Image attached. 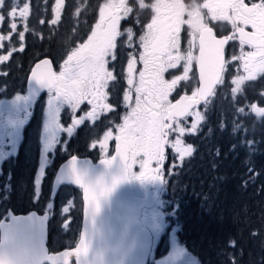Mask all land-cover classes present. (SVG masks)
<instances>
[{
  "label": "snow or ice",
  "instance_id": "6c2138e0",
  "mask_svg": "<svg viewBox=\"0 0 264 264\" xmlns=\"http://www.w3.org/2000/svg\"><path fill=\"white\" fill-rule=\"evenodd\" d=\"M64 0H56V19L60 16ZM5 7V0H0V8ZM147 12L150 19L143 26V34L139 36V61L143 67L136 68L137 58L128 60L127 84L129 91L125 101L129 111L123 117V123L117 125L115 135L116 154L106 157L102 163L111 166L119 158L122 168L119 175L107 182L103 177L95 181L86 179L76 167V157L72 158L70 177L84 190L85 211L92 220V233L81 237L79 243L70 251L58 255L42 257L51 264H69L70 258L75 257L76 264H100L102 253L92 247L95 216L100 211L101 201L108 197L115 186L124 179L135 176L138 179H160L159 166L165 160V146L170 145L180 159L192 154L191 144L185 145L180 138L186 132L195 134L197 125L204 117L194 112L195 107L214 92L215 86L223 83L224 73L230 61L225 58V46L229 41H238L241 46L240 54L233 55L231 62H237L243 71L233 83V92L240 89L245 81L255 80L257 74L264 75V0L258 3H245V0H104L98 6V20L91 30L87 40L72 48L67 54L59 72L53 70L49 60L38 63L32 71V80L42 87L54 90L57 97L71 103L74 109L81 104L91 106L85 115L73 121L74 125L84 123L86 119L95 120L100 112L111 111L106 102L108 93L105 89L108 82L114 80L109 71V61L116 60L118 38L127 35L129 41L134 38L131 29L120 31L121 20L129 18L134 13ZM7 16L26 19L29 16V4L17 11L11 7ZM5 15H0V22ZM215 21L231 26V34L218 36L210 24ZM17 23L10 25L11 30L17 29ZM251 31H248V28ZM186 29L189 33L187 47L181 48V32ZM11 34V33H10ZM22 41L25 32L18 33ZM6 39L0 36V42ZM245 46L251 50L244 51ZM0 43V48H3ZM21 45L19 51H23ZM0 55V62L8 61L13 54ZM183 66V75L171 80L165 78L169 69ZM199 71V84L191 95H180L174 102L169 97L176 90L180 81L188 80L193 66ZM138 71V75H137ZM134 94V102H133ZM19 99V97H18ZM243 113L244 109H240ZM251 112L264 116V107L251 105ZM195 115L190 128L182 126L181 121ZM235 130V129H234ZM72 131V127H68ZM177 133L176 139L170 140V134ZM113 138L111 130L105 133L101 147L106 148V141ZM155 162L156 168H152ZM138 164L140 171L134 172L133 165ZM39 183V181H37ZM65 213L69 208H64ZM95 252L97 260L89 259V253ZM0 264H13L0 256Z\"/></svg>",
  "mask_w": 264,
  "mask_h": 264
},
{
  "label": "trees",
  "instance_id": "16d2710c",
  "mask_svg": "<svg viewBox=\"0 0 264 264\" xmlns=\"http://www.w3.org/2000/svg\"><path fill=\"white\" fill-rule=\"evenodd\" d=\"M53 1L29 0L26 33L30 36L24 50L13 54L9 63L7 71L14 72V77L5 78L10 88L20 83L16 92H22L25 73L35 57H49L60 64L72 48L87 40L102 2L64 0L60 20L52 24ZM149 19L147 12L134 13L126 25L139 29ZM226 80L217 87L209 108L204 106V120L196 133L186 137L192 154L168 179L166 215L155 223L161 240L150 264L161 262L164 241L166 249L185 252L189 264H264V116L248 110L252 104L264 107V75L244 82L237 93L225 85ZM29 143L32 147L26 152L35 161L32 136ZM51 170L46 172L45 194ZM34 171L12 179L22 180L21 198L33 189ZM74 193L69 190L70 198Z\"/></svg>",
  "mask_w": 264,
  "mask_h": 264
},
{
  "label": "flooded vegetation",
  "instance_id": "af4514ba",
  "mask_svg": "<svg viewBox=\"0 0 264 264\" xmlns=\"http://www.w3.org/2000/svg\"><path fill=\"white\" fill-rule=\"evenodd\" d=\"M185 2H188V0H185ZM204 0H202V3ZM258 3L259 0H245V3ZM222 25L221 23H217L213 21L210 26L214 27V32L218 36L228 35L232 30L228 32H220L216 26ZM227 26V24H226ZM131 29L134 33L137 31V28L134 26H120V31L125 32L126 28ZM251 28H248V31ZM143 34V29H142ZM185 35V29H182L181 36ZM138 37H134L132 41H127V35L122 36V38H118L117 41V49H116V60L109 61V71L112 72L113 76H117L116 84L120 83L122 81L123 88L120 89V91H113L112 84L113 81H109L108 87L105 89V91L108 93V99L107 103L111 106V111L107 112H100L98 114V118L95 120L86 119L84 123L80 125H75L76 128L74 130V137H79L77 140L79 146L78 149H82V143L84 140L91 139L93 137H97L100 133H102L104 130L108 129L111 130V127L115 129V125L122 124L123 123V117L127 113L122 109L124 106H127V101H125L124 97L125 94H123L124 86H125V78H121L120 75H128L127 73V65L128 60L135 56L137 58L136 68L137 70L141 69L143 67L142 63L139 61V54L142 51V49L139 47V41L137 42ZM184 46H187L188 41L185 42ZM232 43V41H231ZM229 47V46H228ZM227 47V48H228ZM227 50L225 51L226 56ZM42 57H35L33 63L29 66V69L33 66V64ZM66 59V58H65ZM64 59V60H65ZM64 60L61 61L59 65L53 64L54 71L58 72V68L63 65ZM29 71V70H28ZM180 70L179 69H172L169 70L168 73H166L167 76L170 74L176 75ZM28 75V72L26 76ZM138 75V71H137ZM189 82L187 83V86L183 89H179L176 87V90L172 93V95L169 97L170 99L174 100L178 99L180 95H190L191 89L194 85V83L197 80V72H196V66H193L192 71L189 73ZM193 78V79H192ZM191 79V80H190ZM25 86V83H24ZM3 83H0V102H4L3 98ZM24 91V90H23ZM54 90H47L44 93H42L40 96H30L26 95V99L23 98V100H26L27 102H31L29 107L26 109L28 114H39L43 115V117L40 119L38 123L36 121H33L30 126H27L28 124H25L22 128L18 127V121L19 117L21 116V110L19 108V102H10L8 104L3 105L0 103V182H3L2 185L0 183V221L1 220H7L9 213H12L13 215L17 214H26L30 211H36L37 213H45L47 212L49 214V219L47 223V249L49 253H57L62 250H72L75 246V244L78 241L79 233H80V227H81V219H82V203L81 199L79 198L78 203L75 205L76 209L75 211H71L69 209L68 213H65L63 211L64 208H68L69 204H63V199L59 201V199H56V197L59 198V193L61 190H63V193L68 188H74L76 192L79 193V190L71 185H60L56 196L53 200H51V190H52V181H53V175L57 171L58 166L69 157L71 156H84V154H76V153H70V154H55L53 158L51 159V166L47 164L44 166L42 163L44 153L47 151V145L42 146V137L45 138L47 135V132L52 128L53 122L51 119L52 113L54 111H57V116L55 119V132L59 130V128H63V126L68 127L70 126L67 122V120L60 119L58 117L62 116L66 113L68 116L69 107L64 105H71L70 102L66 101V103L60 104L59 106H55L52 102V98H49L47 103L44 102L43 99L47 97L49 93H53ZM117 93V94H116ZM117 95V96H115ZM134 96V94H133ZM63 99V98H62ZM117 99H124L122 102V108L120 109V106L118 108L116 105ZM10 101V100H8ZM134 101V99H133ZM205 104H203L200 108H202ZM77 112L76 114L80 117L85 115L86 112L91 110V106L85 104H81L78 108L75 109ZM73 110V111H75ZM25 112V110H23ZM25 115V114H24ZM114 117V118H113ZM92 122V126L95 127L94 130L90 131L88 134L85 133L86 124L89 125V123ZM117 131V130H116ZM118 134V132H117ZM73 135L70 137V139L73 137ZM31 136L34 139V142H36V150L37 155L35 161H32L28 158L27 150L29 147H32V144L29 143L31 141ZM57 136H60L64 139H67V133H61ZM115 144V140H114ZM114 144L112 142V150H110V153L107 154L106 157H109L113 152ZM168 149V148H167ZM167 149L165 154V161H166V155H167ZM48 156L51 158V155L49 152H47ZM48 156L46 158L48 159ZM104 158V157H102ZM92 160H98L100 158L94 159L91 156ZM58 163V164H57ZM164 167V166H163ZM34 181H33V189L29 192H25L22 196H17V189L19 187V181L12 182V179L14 180V176L17 175L19 178H22V174H28L31 170H34ZM49 169H53L50 172L53 173L51 177V183L48 193H43V186L46 179V172ZM43 174L44 178L41 180V184L37 183V177L36 175ZM9 175L11 177L12 187L13 191L9 193V195H4V189L3 184L5 179H9L7 176ZM163 177V176H162ZM164 179V177H163ZM148 179H140L138 183L136 184V187H138L141 183L147 181ZM158 181V179H155L154 184ZM150 180L147 181V183L144 184V187L146 186V189L148 190L149 187L152 186V184H149ZM165 182V179H164ZM153 184V185H154ZM15 185V187H14ZM45 195L46 197L42 199V195ZM36 198L39 201V206H42L41 212H38V209L36 207ZM72 198H70V206H73V202L71 201ZM55 201L56 205L54 207L53 211H49L47 206V201ZM47 202V203H45ZM61 213V214H60ZM71 213L72 217L71 224V235L70 233H67L65 231H62L63 227L61 226L62 218L65 217L63 215H69ZM68 223V219L66 220ZM73 230V232H72ZM69 264H75V262L71 261Z\"/></svg>",
  "mask_w": 264,
  "mask_h": 264
},
{
  "label": "water",
  "instance_id": "95a60500",
  "mask_svg": "<svg viewBox=\"0 0 264 264\" xmlns=\"http://www.w3.org/2000/svg\"><path fill=\"white\" fill-rule=\"evenodd\" d=\"M43 60H49L53 68L52 61L48 57H43L33 64L26 81L28 94L35 97L48 90L32 80L33 69ZM196 72L199 87V71L197 67ZM211 95L206 100L201 101L195 108L205 103ZM115 147L116 141L111 156L116 154ZM73 157L76 156L66 159L54 174L51 199L55 197L56 191L61 184L73 185L80 189L82 222L78 244L81 237L92 233L93 223L84 210L86 204L84 190L69 175ZM76 158L77 169L85 174L86 179L91 181L103 177L110 183L111 178L119 175L122 168L119 158L114 160L110 167L102 163L103 159L93 162L88 157ZM162 165L163 163L159 166V171L162 169ZM161 186L162 178L158 179L154 184V194L152 196L148 195L149 191L147 190L148 194L146 197L139 198L133 194L132 184L128 178L121 180L108 197L101 201L100 211L95 216V231L94 235H92V247L97 252L102 253L100 264H148L152 248V235L150 230L143 226L140 221L141 211L154 206ZM47 220V214L38 216L35 212H30L26 215L10 214L8 221L0 222V256L5 260L12 261L13 264H51L49 260L42 257L69 251L63 250L55 254L47 253ZM89 259L95 261L98 256L95 252H90ZM72 260L76 264L75 257L70 258V261Z\"/></svg>",
  "mask_w": 264,
  "mask_h": 264
},
{
  "label": "rangeland",
  "instance_id": "374dc122",
  "mask_svg": "<svg viewBox=\"0 0 264 264\" xmlns=\"http://www.w3.org/2000/svg\"><path fill=\"white\" fill-rule=\"evenodd\" d=\"M103 2H104V0H102L101 3H103ZM23 3L29 4V15H30V2H29V0H5V7L0 8V15H5V20L3 22H0V36L6 37V39L4 41L0 42V43H3V45H4L3 48H0V55H7L8 52L12 51L13 49H16V51H14L13 54H17V53L21 52V51H19L21 45H23V48H24V44L27 41L28 36H30L28 33H26L27 32V26H28L27 19L29 16L26 19H20L18 17L12 18L10 16H7V14H6L7 11H10L11 7H16L17 11H18L19 8L23 6ZM53 6L54 7L56 6V0L53 1ZM61 10H62V8L60 9V12H61ZM60 17H61V13H60L59 19H57V22H59ZM54 19H56L55 9H54V14L51 15V21ZM13 22L17 23V25H18L17 29H15V30H11V28H10V25ZM127 22H129V18L122 19L121 20V26H128V25H126ZM221 24L222 25L216 26V28H218L220 30V32H228V31L232 30L230 25L226 26V24H224V23H221ZM144 25H146V24H144ZM127 29H129V28L127 27L126 30ZM142 29H143V27L139 26V29H137V31L135 32L134 37L135 38L138 37L137 42L139 41V36L142 35ZM131 30H132V28H131ZM21 31L25 32V36H24V39L22 41L19 39V36H18V33ZM120 38H122V37H120ZM180 40H181V48L182 49L186 48L187 46H184V44H186L185 42L189 40V33L186 29H185V35L181 36ZM127 41H129L128 38H127ZM249 50H251V49L249 47L245 46L244 51H249ZM240 51H241V46H240L239 42L238 41H232V43L227 48V53H226V59L229 60L230 63H229V66L227 67V69L225 71V75H227V78L225 76V77H223V80L227 79L225 82V85H227L232 92H233V88L236 87V85L233 83V81L235 80V78L238 75L244 74L242 69L240 68L239 63L231 62V57L233 55L238 56L240 54ZM13 54L10 56L8 61L0 62V83H3V87H4L3 88L4 102H0V103L5 105V104H8L10 102H19L18 105H19V108L22 112H21V116L19 117L18 127L22 128L25 124H28L27 126H30L33 121H36V123H38L44 114L39 115L36 113L33 115V114H28V112L26 111V109L31 104V102H27L26 100H23V98L26 99L25 96L27 95L24 83H25V77H26V74L29 70V67H28L27 72L25 73L24 82L22 84V92H16L15 91L21 86L20 83L15 85L13 87L14 88L13 89V88L9 87L8 80H5V78H7L10 74L13 77L15 74L14 72L10 73L9 71H7V70H9L8 66H9V63L11 61ZM56 65H59V63H57ZM58 69H59L58 70V72H59L61 69V66ZM175 69H179L180 71L176 75L170 74L169 76H167L165 74V78L168 80H171L176 76L183 75L182 64L179 65ZM169 70H172V69H169ZM260 75L261 74H257V77ZM120 76L122 79L123 78L126 79L124 90H123V94H126L129 91V85L127 84L128 75H125V77L123 75H120ZM111 81H113L112 88H113L114 92L115 91L119 92L120 89L123 88L122 81L120 83L116 84L117 76H115V79L111 80ZM188 82H189V79L184 80V81H180V83L177 85V88H179L180 90L183 89L184 87L187 86ZM197 86H198V83L196 80V82L194 83V85L191 89V92L193 90H195L197 88ZM241 86H240V88H241ZM238 91H236L234 93H237ZM190 95H191V93H190ZM115 96H117V95H115ZM18 97H19V99H18ZM49 98H52V102L54 104V107L59 106L60 104L64 105V103H66V100L62 99V97L55 96V94L53 92V93H49L47 95V97L45 99H43L44 106H45V103H47V101L49 100ZM133 99H134V96H133ZM8 100H10V101H8ZM123 100L124 99H117L116 100V105H117L116 108H118L120 106V109H121L123 107L122 106ZM209 105H210V100L207 101L204 106L208 109ZM64 106L69 107L68 116L65 113L58 118L67 120L68 124L72 127V131L67 132V127L63 126V128H59L57 133L55 132V125H56L55 119L57 116V111H54L52 113V116H51L53 126L47 132V135L45 136V138L42 137V146L47 145V149H46L47 151H45L43 161H42L44 166H46L47 164H49V166H51V159L53 158V156L55 154H70V153L80 154V153H82V154L92 155L95 158L106 157L107 154L110 153V150H112V142L114 144V137H115V135H117V132H118L117 125H120V124L115 125V127H114L115 129H113V127H111V131L113 133V138H111L105 142L106 148L101 147V142L104 141L105 133L109 131L108 129L104 130L97 137L87 139L86 144H84V142L82 143V144H84V145H82V149H78L79 144H78L77 140L79 139V137H74V135H73L74 130L76 128L73 121L75 119H78L79 116L76 114L77 111L72 107V105H64ZM204 106L200 110L199 109L194 110V112H199L204 117V115H205V110L203 109ZM122 109H124V111H126V112L129 111L127 106H124ZM23 110H25V112ZM73 110H75V111H73ZM248 110L251 111V106L249 107ZM195 119H196L195 115L189 116V117L183 119L181 121V124L185 128H190L193 120H195ZM203 120L198 123L197 129L203 123ZM85 126H86V129H85L86 134H88L90 131L95 129V127L92 126V122H90L89 125L86 124ZM61 133H63V134L67 133V139H64L60 136H57L58 134H61ZM72 135H73V137L70 139V137ZM188 135H191V134L186 132L182 137H180L183 140L185 145H188L187 143H185L186 137ZM192 135H194V134H192ZM176 137H177V133H171L169 138H170V140L174 141L176 139ZM167 148L168 149H167V155H166V161H165L164 168H162L161 171H159L160 172L159 173L160 178H162V176H163L165 179L164 185L161 189L160 197L155 201V204L153 207H151V208H149L143 212L142 217H141L142 225L150 228L152 230L154 236L156 235V230H157V225L155 224V223H157V219L163 218L166 215V212L164 210V204L166 202L165 195L167 193L166 185H167L168 179L173 174V170L175 168L179 167L181 165V163L186 158H188V156H186V157H184V159H180L179 154L175 153V150L172 149L170 147V145H168ZM49 151H50L49 154L51 155V158L47 155L48 154L47 152H49ZM46 156H48V159L46 158ZM151 167L152 168L157 167L155 162L152 163ZM132 170L134 172L138 173L140 171L139 165L138 164L133 165ZM7 176L9 177V179H5L4 184H3V189H4L3 193L5 196L9 195V193H11L13 191L12 182H10L11 177L9 175H7ZM36 177H37V181H39V185H40L41 180H43V178H44V175L38 174V175H36ZM129 179H131V184L133 186V192H134L133 194L136 197H139V198L146 197V195L148 193L146 192L147 189H146V186L144 187V184L147 183V181H149V180H150L149 184H152V186L148 188V191H149L148 195L152 196L154 194V187H153L154 185L153 184L155 182V179H148L147 181L141 183L138 187H136V184L138 183V181L140 179L136 178L135 176H133ZM0 183L2 185L3 182H0ZM22 187H23L22 180H19V187L17 189V196L21 194ZM69 190H72V192L75 191L74 188H68L67 192L65 191L64 193H63V190H61L59 193V199H60V201H61V199H63V201H64L63 204H66V203L69 204L68 208L70 209V212H71V211H75V209H76L75 205L78 203L80 195L78 192H76L72 195L71 201L73 202V206H70V203H69L70 196L68 195ZM45 197L46 196L43 194L42 199H44ZM35 202L37 204L35 208L38 209V212H41L42 206L38 205L39 201L37 198H36ZM47 202H45V203H47V206H48L47 209H49V211H53L54 207L56 205L55 201L48 200ZM167 209H168V207H167ZM38 215H41V213H38ZM63 216H65V217H63L62 221H61V226L63 227V229H61V230L65 231L67 233H70V235H71L72 224L70 222L71 221L70 218L72 217V215L70 213L67 216L66 215H63ZM67 219H68V223L66 221ZM174 230H175V228H174ZM72 232H73V230H72ZM156 244H157V240L155 238L154 245L156 246ZM163 249L164 250L160 253L161 262L160 263L155 262L154 264H189L188 261H185L186 258L190 261L189 256H187L185 252L173 251V249H171V247H169V249L168 248L166 249V242L165 241H164ZM169 253L170 254L172 253V255H170ZM153 262H154V260H153Z\"/></svg>",
  "mask_w": 264,
  "mask_h": 264
}]
</instances>
